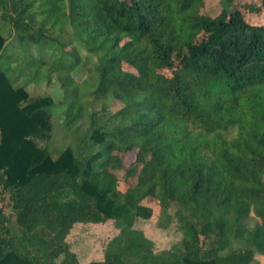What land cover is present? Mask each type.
<instances>
[{"label":"trees","instance_id":"16d2710c","mask_svg":"<svg viewBox=\"0 0 264 264\" xmlns=\"http://www.w3.org/2000/svg\"><path fill=\"white\" fill-rule=\"evenodd\" d=\"M204 3L0 0V264H261L264 21L246 13L264 0L214 17ZM43 83L54 91L30 100ZM108 97L119 107L95 122ZM53 116L87 120L96 149L54 157ZM156 209L181 232L170 260L133 229ZM108 221L103 259L81 261L74 233Z\"/></svg>","mask_w":264,"mask_h":264},{"label":"rangeland","instance_id":"374dc122","mask_svg":"<svg viewBox=\"0 0 264 264\" xmlns=\"http://www.w3.org/2000/svg\"><path fill=\"white\" fill-rule=\"evenodd\" d=\"M233 2L236 7H244L245 5L257 6L261 4V0H233ZM221 10L222 0H205L204 11L210 16L214 17L218 15ZM246 15L255 21H264V9L254 13L247 12ZM1 25L2 22L0 19V26ZM2 32L7 39L6 43L8 42V45L15 46L16 37L10 32L8 27H3ZM30 48L32 49L33 47ZM8 50H12V47L10 46ZM83 72L84 69L81 68L80 73L76 77L80 79ZM54 89V84L48 85V83H43L40 86L30 85L28 87L30 100L40 96H46L52 93ZM95 105V109L98 110L100 108L99 102H95ZM104 106L107 107V111L100 112L99 110L95 116V122L100 123L108 121L109 115L119 107V103L113 102L112 98L108 97L104 99ZM90 109L92 110L94 107L90 106ZM52 122L53 133L49 144L51 153L54 157L58 156L60 151L67 146H71L76 153L81 152L85 154H89L93 149H96L90 138V123H88L87 120L81 121L79 128L72 130H67L57 117L53 116ZM41 144H44V141H41ZM135 155V152H129L124 156L123 159L126 166L134 161ZM123 174V170L118 171L119 177L122 178ZM3 202L5 213L9 215L12 226L17 228L8 195H5ZM155 207L159 208V205ZM170 209L172 212L174 211V207ZM159 213L160 210L156 209L151 218H137L133 225V229L143 232L144 236L149 240L148 248L153 254V257L159 258L162 261L169 259L167 251L170 250L172 253L178 251L176 248H172V246L181 239V232L176 222L171 223L168 228H162L161 225L159 226L160 223H157V219L164 224L167 218L166 214H161L160 216ZM245 221L248 220H242V222ZM249 223L250 226H253L255 220H250ZM118 232L119 231L115 229L112 221H108L101 225H88L82 227V229L79 232H75L72 237L71 250L77 254L81 261L87 260V258L94 260L103 259L108 241L118 234ZM240 244L241 243L236 242L234 247H238ZM254 253L258 260L261 261V264H264V256L256 252ZM253 264H257V262H253Z\"/></svg>","mask_w":264,"mask_h":264}]
</instances>
